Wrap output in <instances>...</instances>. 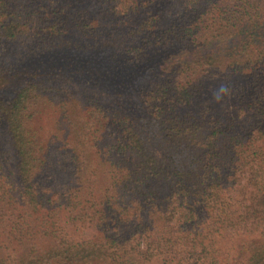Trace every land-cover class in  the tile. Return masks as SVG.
I'll return each mask as SVG.
<instances>
[{
    "label": "trees",
    "instance_id": "1",
    "mask_svg": "<svg viewBox=\"0 0 264 264\" xmlns=\"http://www.w3.org/2000/svg\"><path fill=\"white\" fill-rule=\"evenodd\" d=\"M0 57V264H264V0H0Z\"/></svg>",
    "mask_w": 264,
    "mask_h": 264
},
{
    "label": "clouds",
    "instance_id": "2",
    "mask_svg": "<svg viewBox=\"0 0 264 264\" xmlns=\"http://www.w3.org/2000/svg\"><path fill=\"white\" fill-rule=\"evenodd\" d=\"M229 90L226 85H221L217 90H215L213 96L214 99L219 100L222 93H227Z\"/></svg>",
    "mask_w": 264,
    "mask_h": 264
},
{
    "label": "rangeland",
    "instance_id": "3",
    "mask_svg": "<svg viewBox=\"0 0 264 264\" xmlns=\"http://www.w3.org/2000/svg\"><path fill=\"white\" fill-rule=\"evenodd\" d=\"M1 58V57H0Z\"/></svg>",
    "mask_w": 264,
    "mask_h": 264
}]
</instances>
